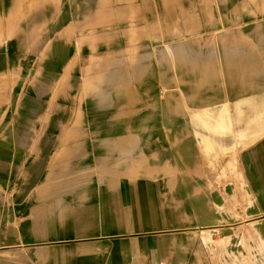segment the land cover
I'll list each match as a JSON object with an SVG mask.
<instances>
[{"label":"crops","instance_id":"0c3cea01","mask_svg":"<svg viewBox=\"0 0 264 264\" xmlns=\"http://www.w3.org/2000/svg\"><path fill=\"white\" fill-rule=\"evenodd\" d=\"M218 1L222 2L191 1L189 11L180 13L182 32L191 34L212 25V6ZM249 1L256 2L258 8L264 7V0ZM247 3L240 1L233 15L240 16ZM168 5L164 2L162 6L168 8ZM169 10L166 19L175 17ZM67 19L63 48L54 49L55 60L47 61L40 91H34L33 96L39 99L35 101L31 94L26 95L21 111L14 113L13 128L7 126V115L4 119L0 117V135L4 132L8 137L13 132L16 141L13 145L0 143V190L6 187L4 184L8 185L7 194L0 195V264H264V238H232L233 227L215 223L217 213L208 199V195H247L242 186L235 194L226 190V184L231 185V181L225 175L220 179L221 175L213 170L215 164L208 165L232 154L230 145L226 148L229 143L225 137L232 134L225 124V114L217 113L211 105L220 98L227 103L234 97L239 121H248V113L244 117V112L248 107L255 108L251 125L255 120L263 126L264 94H248L250 89L264 87L259 83L248 85L253 71L264 68V48L251 44L249 37L263 40L262 33L260 36L239 34L236 43L226 32L192 38L190 42L177 44L170 53L161 52L156 62L157 76L169 88L166 101L161 102L154 93L153 61L118 68L111 78L101 77L106 85L100 84L98 77L87 79L86 65L70 57L75 40L71 36L72 27L80 20L71 14ZM91 20L94 32H88L89 24H86L85 30L80 28V37L86 40L102 35L104 38L107 32L97 29L102 20L93 17ZM220 22L224 25L232 21L221 19ZM166 32H170L168 27ZM215 40L221 42L219 47ZM77 71L78 80L72 74ZM135 81L147 85L143 94L151 99L152 110H167V114L170 108L181 116L183 123L160 135L148 133L151 129L148 126H134L137 119L154 117L151 113L147 116L146 98V106L138 110L134 107L141 103L136 101L134 91H130ZM55 86L63 87V92L57 88L48 91ZM90 87L103 88L105 96L95 89L87 91ZM48 94H63L61 107L54 114L51 107L44 111L46 104H57L53 99H45ZM110 95L111 99L116 96L128 100L104 103V97ZM46 115L50 122L41 123ZM215 117L228 130L215 129L218 125ZM90 119L95 121L94 127L84 124ZM108 119L115 121L107 126L98 123ZM204 121H208V126L200 127ZM245 130L236 139L244 144L257 140L245 158L240 157L241 162L245 161L243 166L249 168L246 173L242 170V174L249 179L251 195H264V139H249L253 132ZM152 147L159 152V158L148 162L147 149ZM170 152L173 156L167 154ZM172 158L179 164L177 167L192 168L188 176L191 181H187L191 185H186L191 192L183 191L184 186L179 182L173 188L174 181L161 179L175 177L177 181L181 176L184 180L183 172L180 174L178 170L176 174L163 172L168 166L166 161ZM9 195H12L11 204ZM170 215L176 217L171 222L177 227L163 228L170 223L167 220ZM195 215L204 216V221L212 223L192 224L189 217ZM234 226L242 231L243 225ZM200 227L208 229L203 233ZM218 233H224L227 238L215 239Z\"/></svg>","mask_w":264,"mask_h":264},{"label":"rangeland","instance_id":"374dc122","mask_svg":"<svg viewBox=\"0 0 264 264\" xmlns=\"http://www.w3.org/2000/svg\"><path fill=\"white\" fill-rule=\"evenodd\" d=\"M191 1L193 0H0V117L4 119L7 115V126L13 128L15 125L14 113L18 112L23 103L26 102V95L31 94L30 96H32L35 101L39 99L33 96L34 91H40V80L44 77V71L42 72V70H45V65L48 63L47 61L50 58L55 60L54 54H52L54 49L63 48L64 41H66L63 40V36L65 35L67 26V16L70 14L76 17V20H80L81 23L76 22L74 23L75 27H72L74 30H72L73 34H71V36H73L75 40L72 41L73 45L71 47L72 53L70 57L71 60H79V64L86 65L87 71L84 74H86L85 77H88L87 79L92 80L94 77H98L100 78L99 83L106 85L108 83L105 82L106 80L101 81V77L105 76L107 79L109 77L111 78L112 73H115L118 68L121 70L123 68H131L139 63H145L146 60V62L153 61L154 93H157L158 98L156 100L161 102L166 101L168 95L167 89L169 88L167 86L168 84L157 76L158 66L156 62L161 52L170 53L172 51L171 49L176 47L180 42H190L193 40L192 38L220 36L222 33L226 32L233 38V43H236L237 40H239V34L250 36L256 33V36H260L261 34L259 33H262L263 40H254L253 36H251L249 37V42L255 46H263L264 48V7L258 8L256 2L249 0L218 1L212 6V22L215 24L213 23L207 28L203 27L195 31L193 30L190 34L182 32L183 30H181L182 17L180 13L182 10L189 11V4ZM240 1H248L247 4L249 5H247V8H243V12L240 16L238 15L236 17L233 15V11H235V6ZM164 2L167 4L169 3L168 8L162 6ZM172 5H177V7H171ZM183 5H185V7ZM169 9L175 14V17L172 19H166V11ZM112 13L113 17H110ZM99 14L103 16L99 17ZM81 16H83V18H81ZM85 16L89 18H85ZM90 16L96 18V21H103V23H101L102 21L100 22L97 29L107 32L103 34L104 38L102 35L98 38L93 37V39L87 38L86 40L80 37V28L82 27L85 30L86 24H89L88 32H94V29L91 28L90 22L92 21V17L90 18ZM111 19L115 21L111 23ZM221 19L225 21L230 20L232 22L223 25L220 22ZM152 27H155L154 31ZM167 27L170 30L169 33L166 32ZM97 29H95V31H97ZM49 30L51 31L49 33L50 35L45 33ZM261 41H263V44ZM214 42L217 44V47L220 46H218V44L221 43L220 41L218 42L215 40ZM60 52L62 53L63 51ZM78 72L79 71L72 73L76 75L77 80L80 75V72ZM253 72L255 73L248 79V85L255 86L258 83L264 85V68ZM257 73H260V77H257ZM61 78H63L62 73ZM135 83V86L130 87V91H134L136 94V101H141V103H136L135 106H131L136 107L137 110L140 107L143 108V106H146V103L144 105V99L146 98L147 116L152 114L154 117H146L141 120L137 119L134 126H148V129L151 128L148 133L153 132L160 135V133L166 129L177 127L178 123L181 121V123H183L181 116L173 112L170 108H168L167 114V110L164 112L163 109H160L159 107L162 106L161 104L157 107L160 110H152L150 104L152 103L151 99L143 94V91L147 89V85L142 86V84L136 81ZM57 85L60 86V84ZM58 86L51 89L49 88L48 91H56L55 88H57L58 92H63V87ZM94 89L102 94L103 88L90 87L87 91H94ZM105 89L107 88L105 87ZM99 93H97V95ZM257 93L264 94V87H259L257 90L250 89L248 94ZM49 95L51 94L45 95V99H53L57 104L56 106H54L55 104H46L44 111L47 112L51 107L54 114L61 107L62 101L61 103H59V101L63 100V94H57L58 96L52 94L51 97H49ZM102 95L105 96L104 94ZM111 98V95L107 98L104 97V103H110L112 100L115 102H124L128 100V97L115 96V98ZM229 100V102L226 101L227 103H224L225 101H223V98H220L211 106L216 107L215 111L217 113L225 114V116H223L226 120L225 124H228L229 132L232 134V136L225 137L229 143L226 148H229L228 145H230L232 154L229 155L230 157L226 155L227 158L225 156H223L224 158L222 159L218 158V162L216 163L212 161L213 163L206 164L209 166L215 164L216 167L213 168V170H217L216 172L219 177L221 175L220 179L223 180L225 175L227 177L226 180L231 181V185L226 184V190H232L233 194H235L239 186H242L243 190L247 191V195H208L209 203L215 207L217 213V220L215 223L228 224L233 227L230 232L232 238H264V231L263 233L257 232V230H264V195H251L249 179H246L242 174V170L246 173L249 171V168L243 166V163H245L244 160H242V162L240 161V157L244 155L245 158V153L254 148L257 140L255 138L264 139V121L263 126L261 122L257 123L255 120L251 125L250 117L255 115L256 109H251L249 107L243 114L245 117L246 113H248V121H239V116H237L239 114L234 111V107L236 106L233 104L234 97ZM243 107L244 105H242V108ZM117 113L116 111V115H118ZM120 115L125 116L124 113H120ZM46 117L47 115L41 120V123L50 122V119H45ZM215 119L216 123H218L215 129L218 130L222 128V130H218L220 132L228 130V127L223 124L220 118L218 119L215 117ZM262 119L264 120V116ZM103 121H105V123ZM103 121H98V123L100 122V126H107V124L115 121V119ZM3 122L5 123L4 120ZM93 122L95 123L94 120L90 119L87 122L85 121L84 124L86 127H94L95 124ZM204 122V125L200 123L199 126L207 127L208 121ZM1 126L2 125H0V129ZM40 127L42 128L43 125L40 124ZM188 128L190 129L191 127ZM245 128H248V132H253V136L248 135L249 139L250 137H252V140L255 139L251 144H244L242 140L236 139L241 135V130L243 131ZM250 128H252V130H250ZM1 132L0 130V133ZM12 133L13 132H9V136L5 137L3 132L2 135H0V143H5L6 141L8 144H15L16 141ZM148 138H151V136H148ZM157 138L159 137L157 136ZM165 146H167V148L169 147L167 144ZM176 147L177 146L174 145L173 149ZM167 154L173 156L171 152ZM155 158H159L157 149L153 147L152 150L150 148L147 149V161H154ZM166 163L168 166L166 169H163V172H173L176 174L178 170L180 174L183 172L185 178L182 180L180 176L177 181L175 177L160 178L169 182L174 181L172 182L173 188L176 186L175 182H179L180 186H184L182 189L183 191L191 192L192 189L187 188V186L190 187L189 185H191V182L187 181H191L188 180V176L191 175L192 168L182 169L177 167L179 164L174 162V158L168 159ZM9 165H12V163H9ZM203 171L206 170L203 169ZM3 186L6 187H2L3 189L0 190V195H6L8 192V185L4 184ZM11 197L12 195L8 197V202H10V204L12 203V200H10ZM184 202L189 204V201L184 200ZM218 213H221V215L219 216ZM203 217L204 216L195 215L189 218L191 223L197 226L212 223L204 221ZM175 218V216H168L167 220L170 223L163 226V228H176V224L174 225L171 222ZM184 218L187 219L188 217ZM235 224L243 225L241 232H239V228L234 226ZM207 229L208 228L200 227V230H203L200 232L204 233ZM229 229L230 227L228 230ZM211 238L212 237H210V239ZM214 238L224 239L227 238V236L225 237L224 233H218L215 234Z\"/></svg>","mask_w":264,"mask_h":264}]
</instances>
